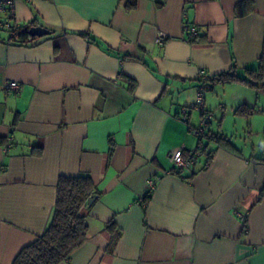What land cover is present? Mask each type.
I'll list each match as a JSON object with an SVG mask.
<instances>
[{
	"label": "crops",
	"instance_id": "0c3cea01",
	"mask_svg": "<svg viewBox=\"0 0 264 264\" xmlns=\"http://www.w3.org/2000/svg\"><path fill=\"white\" fill-rule=\"evenodd\" d=\"M8 21L50 32L0 28V264L43 233L58 178L81 174L98 196L58 264H264V93L211 85L206 154L180 173L170 160L198 145V74L257 67L264 0H18Z\"/></svg>",
	"mask_w": 264,
	"mask_h": 264
},
{
	"label": "trees",
	"instance_id": "16d2710c",
	"mask_svg": "<svg viewBox=\"0 0 264 264\" xmlns=\"http://www.w3.org/2000/svg\"><path fill=\"white\" fill-rule=\"evenodd\" d=\"M133 5L129 4V7ZM30 27H32L31 24L19 26L11 34V38L18 42H25L31 36L28 32ZM228 82L248 84L264 93V38L257 67H244L243 75L231 70L212 77L207 76L209 88L214 83ZM251 112L252 109L244 104L234 109V113L237 115H249ZM210 137L221 145L229 146L228 140L220 134ZM198 144H201L200 154H206L208 148L202 143L201 137ZM182 170L177 168L175 173H180ZM93 196L97 197L98 191L89 175L60 176L56 185V201L48 225L41 235L20 249L12 264H58L66 260L87 237L85 217L80 213V209L87 205ZM108 228L110 231H115L112 222L109 223ZM243 228H246L245 220H243ZM118 236L119 231L113 234L111 244H114Z\"/></svg>",
	"mask_w": 264,
	"mask_h": 264
},
{
	"label": "built area",
	"instance_id": "2783aa9c",
	"mask_svg": "<svg viewBox=\"0 0 264 264\" xmlns=\"http://www.w3.org/2000/svg\"><path fill=\"white\" fill-rule=\"evenodd\" d=\"M18 0H0V28H14L13 30H16L19 25L13 23H9L8 18L12 19L14 15V7L15 4ZM6 16L7 19L2 20L1 17ZM188 30V34L183 37L186 41H195L198 37V31L196 30L195 27H189L186 28L185 30ZM168 38H170L169 35L166 33H159L157 34L155 38V42L157 44H163ZM199 78V86L197 88V93H196V100L195 103L192 105V108L198 109L201 114H202V120L200 124L196 127L189 126L190 131L197 136L198 138L202 137L204 135V128L209 122V120L212 117V113L207 112L204 109V97L206 91L209 89V86L207 84V74L204 72H200L198 74ZM4 88L6 90H11L17 92L19 90V83L18 82H6L4 84ZM187 108H182L181 114H182V119L186 120L187 119ZM201 149V144L197 145L196 150L193 152V154L188 158L184 156V153L181 149H175L174 151L171 152L170 154V160L172 163L179 169H187L191 167L194 164L195 158H197V155L200 154L199 150ZM194 155V156H193ZM150 186L152 187V181L150 180ZM238 213V212H237Z\"/></svg>",
	"mask_w": 264,
	"mask_h": 264
},
{
	"label": "water",
	"instance_id": "95a60500",
	"mask_svg": "<svg viewBox=\"0 0 264 264\" xmlns=\"http://www.w3.org/2000/svg\"><path fill=\"white\" fill-rule=\"evenodd\" d=\"M28 32L32 36H42L48 34L50 31L41 26H32L29 28ZM95 197L96 196H93L89 199L88 205H90L94 201Z\"/></svg>",
	"mask_w": 264,
	"mask_h": 264
}]
</instances>
